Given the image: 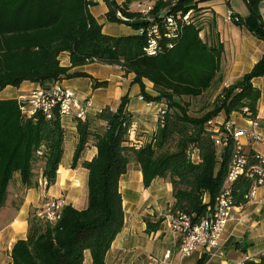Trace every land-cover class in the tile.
Instances as JSON below:
<instances>
[{"label": "trees", "instance_id": "1", "mask_svg": "<svg viewBox=\"0 0 264 264\" xmlns=\"http://www.w3.org/2000/svg\"><path fill=\"white\" fill-rule=\"evenodd\" d=\"M168 1L156 0L151 5L149 15L155 16L153 19L116 2L122 17L128 20L117 17L109 5L107 17L138 30L160 22L164 15H156L162 10L166 14L199 11L197 0L175 1L163 8ZM259 1L248 0L255 11ZM196 20L184 26L180 38L171 40V48L162 41L163 50L149 55L144 50L145 34H104L88 10V0H0V91L24 81L48 88L62 77H87L83 72H71L72 68L99 62L133 73L134 82L142 89V80H149L157 95L152 97L142 90L143 99L166 104L152 140L138 148L128 144L131 123L125 98L115 110L105 106L85 120L75 119L78 141L71 166L77 165L89 144L97 150L91 160L82 161L87 170V205L83 209L63 205L60 218L53 224L39 220L32 212L26 237L12 246V264H82L86 250L92 264H105L106 253L123 228L119 180L132 159L140 166L145 188L156 178L171 184V215L182 213L196 224L211 210L228 173L233 142L223 147L218 160L215 123L209 121L220 112L256 117L260 93L251 81L264 75V57L224 87L211 109L192 115L190 104L183 98L201 97L212 87L223 51L222 44L210 45L200 38ZM234 23L243 24L264 39V28L252 13L244 19L238 17ZM64 52L69 55V66L60 63L59 56ZM106 84L95 82V86ZM23 104L18 99H0V208L16 174L24 187L35 184L33 170L38 163H42L47 186L53 184L63 155L65 130L56 109L50 118L42 111L28 116L22 111ZM248 154L254 161L253 152ZM251 185L252 180L244 176L232 184L235 204L245 203L244 195ZM205 195L207 202L203 201ZM144 219L148 234L159 229L161 219ZM204 260L201 256L197 264H204ZM242 264H264V255L259 261L245 260Z\"/></svg>", "mask_w": 264, "mask_h": 264}, {"label": "crops", "instance_id": "2", "mask_svg": "<svg viewBox=\"0 0 264 264\" xmlns=\"http://www.w3.org/2000/svg\"><path fill=\"white\" fill-rule=\"evenodd\" d=\"M117 5L128 11L138 12L156 0H114ZM167 1V0H162ZM196 23L199 36L210 45L222 44L220 70L212 87L214 99L222 89L249 72L257 61L264 57V39L258 37L243 24L225 20L228 12L241 19L251 12L245 0H197ZM226 5L224 9V5ZM88 10L101 25L106 35L130 36L137 34L132 26L124 22L110 21L107 17L109 6L105 0H88ZM257 12L264 20V0H260ZM60 63L69 66V55L59 56ZM71 72H83L87 77H62L58 81L69 87L80 97L91 99L94 114L105 106L115 110L121 100H127L125 111L130 116L128 144L137 148L148 143L157 129V113L165 109L163 102L147 101L142 90L152 97L157 95L153 84L143 79L134 82L133 73H124L118 65L93 62L72 68ZM95 82H106L105 86H95ZM252 86L259 90L256 117L258 130L264 135V75L255 77ZM41 87L35 82L24 81L19 86H6L0 91V99H18L26 97L31 91ZM206 92V93H207ZM213 99V101H214ZM212 101V102H213ZM248 117L233 112L226 116L220 112L215 118V128L226 121L237 127L248 126ZM65 130L63 155L56 171L55 182L48 186L41 184L42 163L34 168V185L24 187L16 174L7 188V198L0 208V264H12L11 249L18 239H24L28 229V219L32 212L41 208L48 198H60L63 205L70 204L76 209L87 205V170L82 161L91 160L96 147L89 144L81 153L75 167L71 166L73 153L78 141L75 119L67 117L62 122ZM240 142L244 150L262 151L258 143L242 137ZM222 147L218 148V160ZM194 159L198 161L197 153ZM124 210V224L113 240L105 256V264H197L204 256V264H242L245 260L259 261L264 255V188L258 187L256 199L245 201L237 206L232 219L228 220L217 246L210 249L197 248L181 258L177 252L180 236L170 227V207L173 204L172 186L167 180L156 178L149 187L142 182L139 164L130 160L126 173L119 180ZM206 202L208 196H204ZM151 221L161 219L159 229L148 234L145 217ZM169 252L170 256L164 258ZM82 264H92L89 251L84 252Z\"/></svg>", "mask_w": 264, "mask_h": 264}, {"label": "built area", "instance_id": "3", "mask_svg": "<svg viewBox=\"0 0 264 264\" xmlns=\"http://www.w3.org/2000/svg\"><path fill=\"white\" fill-rule=\"evenodd\" d=\"M151 5L143 7L139 12L143 18L149 20ZM194 10L190 9L185 13H169L162 10L164 15L160 22H156L147 28L138 29L137 32L145 34L146 44L144 50L149 55H155L163 50L162 41L166 47H172V39H178L183 33L184 26L194 20ZM127 19V18H125ZM128 20V19H127ZM225 20L235 22L238 17L232 12H228ZM23 102L22 111L31 116L37 111H42L47 118L52 116L53 109H56L63 122L67 117L77 120H85L93 110L90 98L80 97L69 87H65L55 82L48 88L39 87L31 91L26 97L18 99ZM247 109H244L246 112ZM165 110L160 109L157 113V120L163 118ZM248 126L237 127L233 123L226 121L219 127H214V140L217 146L225 147L229 141L233 142V153L228 168L227 176L223 186L214 200L211 210L196 224H192L190 218L182 213L170 215V227L172 231L180 236V243L177 252L181 258L189 255L197 248L210 249L218 244L221 234L228 220L234 216L237 206L232 194V184L240 177L244 176L252 180L249 191L244 195L246 201L256 199L258 187L264 188V150L253 152L254 161L251 162L249 154L244 150L240 138L245 137L251 142L258 143L264 147V135L258 130L259 121L257 117L248 118ZM209 121V124H212ZM41 184L47 185L43 177ZM204 202L206 199L204 197ZM63 202L60 198H48L41 208L35 211V216L42 221L55 223L61 216ZM170 253L164 254L168 258Z\"/></svg>", "mask_w": 264, "mask_h": 264}, {"label": "rangeland", "instance_id": "4", "mask_svg": "<svg viewBox=\"0 0 264 264\" xmlns=\"http://www.w3.org/2000/svg\"><path fill=\"white\" fill-rule=\"evenodd\" d=\"M223 5L225 9L226 5L225 4ZM197 15H199V11L194 13V18H196ZM214 96L215 95L213 91H209L205 93L204 95H202L201 97H195V98L184 97L183 100H185L186 102L190 104V113L192 115H200L202 113V110L204 111V110L211 109Z\"/></svg>", "mask_w": 264, "mask_h": 264}, {"label": "water", "instance_id": "5", "mask_svg": "<svg viewBox=\"0 0 264 264\" xmlns=\"http://www.w3.org/2000/svg\"><path fill=\"white\" fill-rule=\"evenodd\" d=\"M108 5L112 8V10L114 11L115 15L117 17H119L120 19H122L123 21H127V19L123 18L120 11H119V8L117 7V5L115 4V1L114 0H106ZM175 1H181V0H170L168 1L164 6L163 8H165L166 6L174 3ZM250 12L255 16V18L257 19V21L259 22L260 26L262 28H264V20H262L261 16L259 15V13L257 11H255L251 5L249 4L248 0H245ZM161 13V11L156 15L158 16L159 14ZM155 16L151 15L149 16V19H153Z\"/></svg>", "mask_w": 264, "mask_h": 264}]
</instances>
